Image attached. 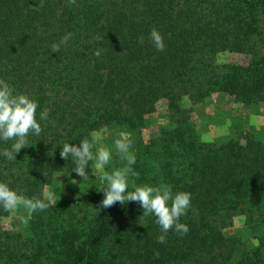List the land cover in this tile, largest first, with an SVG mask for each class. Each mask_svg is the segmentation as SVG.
<instances>
[{
  "label": "trees",
  "instance_id": "16d2710c",
  "mask_svg": "<svg viewBox=\"0 0 264 264\" xmlns=\"http://www.w3.org/2000/svg\"><path fill=\"white\" fill-rule=\"evenodd\" d=\"M153 28L162 52L149 40ZM0 79L38 103L42 128L16 160L0 155V182L49 204L25 225L30 237L8 227L16 209H0V264H264V140L243 132L205 141L192 121L214 94L264 100V0H0ZM157 108L166 123L146 139L145 118ZM109 129L134 132L139 177L130 191L163 183L191 193L180 218L186 235L170 230L158 243L156 217L139 219L137 202L100 208L107 181L89 166L83 181L61 158L63 144ZM13 143L0 139V152ZM56 174L78 179L77 200L46 197ZM237 216L256 242L224 232Z\"/></svg>",
  "mask_w": 264,
  "mask_h": 264
},
{
  "label": "clouds",
  "instance_id": "9594fccd",
  "mask_svg": "<svg viewBox=\"0 0 264 264\" xmlns=\"http://www.w3.org/2000/svg\"><path fill=\"white\" fill-rule=\"evenodd\" d=\"M69 3L75 5L76 0H69ZM72 36L73 33L69 32L58 42L53 43L51 45L53 53H59L61 45H67ZM138 39L141 44L144 43L143 36ZM149 40L157 51L162 52L166 49L164 37L156 28L151 29ZM95 55L99 57L101 50L98 49ZM38 107L39 105L35 100L25 94L15 93L14 88L9 83L0 79V139L14 141L11 148L4 149L0 155L8 160H16L21 149L28 147L27 137L30 131L37 136L41 134L42 128L36 119ZM48 114L49 110L44 109L40 113V119L46 120ZM121 137L115 141V149L121 161L126 163L124 167L106 173L102 177V181H107L108 186L99 190V192L104 193V199L100 202L99 207L106 209L114 206L117 202L122 205L125 202H137L143 210V215L139 219L150 215L156 217L155 222L161 230V234L157 237L158 243H166L167 234L170 230H174L180 235H186L189 228L180 222V218L187 214L191 206V193L181 191L173 194L172 186L163 183L155 187L145 184L129 191V178H138L139 173L133 167L136 163V156L131 151L133 142L124 138L125 134L123 133H121ZM93 146L88 138H84L76 146L69 143L63 144L60 152L62 159L68 160L71 157L75 165L73 171L82 177L83 181L89 178L86 169L90 161L93 162L91 167L100 169L107 166L112 159V153L104 147L99 148L94 156ZM72 182L76 183L75 180ZM46 187L47 185H45ZM19 206H22L26 213L20 217L21 223L27 225L34 213L47 210L49 204L41 198L35 196L28 198L19 194L12 190L7 183L0 182V209L8 212L17 209ZM156 255L158 256L159 253L157 252Z\"/></svg>",
  "mask_w": 264,
  "mask_h": 264
},
{
  "label": "rangeland",
  "instance_id": "374dc122",
  "mask_svg": "<svg viewBox=\"0 0 264 264\" xmlns=\"http://www.w3.org/2000/svg\"><path fill=\"white\" fill-rule=\"evenodd\" d=\"M248 58V55L238 57L239 60ZM192 121L198 135L205 141L236 137L243 132H248L254 137L264 140V100L242 105L235 103L223 94H214L194 106ZM145 122L143 136L146 139L156 137L159 134L160 127L166 123L162 109L157 108L154 113L146 116ZM121 133L125 134L124 138L132 141L133 131L117 129H109L99 133L94 139L90 140L94 145L92 148L94 156L101 147L112 153L110 163L100 169L91 167L93 162H89L92 174L99 180H102L106 173H111L125 165L115 149V141L122 138ZM73 180L76 181L75 184L72 182ZM80 188L81 183L77 178L66 174H56L52 184L46 191V197L52 201L58 199L77 200ZM128 190L130 191L129 183ZM25 214L23 207L19 206L16 209V214L7 220V225L22 232L24 237H30V231L27 230L25 224L21 223L20 219ZM224 232L242 238L247 245L256 242V233L246 227L242 216L235 217L232 223L225 227Z\"/></svg>",
  "mask_w": 264,
  "mask_h": 264
}]
</instances>
